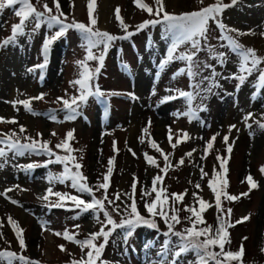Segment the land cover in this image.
I'll return each mask as SVG.
<instances>
[{"label": "rangeland", "instance_id": "1", "mask_svg": "<svg viewBox=\"0 0 264 264\" xmlns=\"http://www.w3.org/2000/svg\"><path fill=\"white\" fill-rule=\"evenodd\" d=\"M32 2L35 3V0ZM59 2L69 22L73 19L85 24L89 22L88 0H59ZM141 2L151 6L153 10L157 7L155 0H141ZM223 2L230 3V0H223ZM47 3L55 11L53 0H47ZM213 3L215 0H202V3L201 0H164L165 11L177 15L198 11ZM117 6H119V14L124 23L129 25V31H135L136 25L151 17L146 12L144 13L134 3V0H94L95 28L112 35H123L119 22L116 20ZM222 20L230 28L245 33L238 36L240 43L246 47L255 48L259 54L264 55V35H262L264 34V0H242V3L237 6L226 9ZM18 22L13 9H5L0 13V41L11 34V26ZM46 33L51 35L46 28H42L31 42L22 38L21 46L0 50V117L6 120L15 118L18 121L17 124L0 122V132L18 131L19 126L24 125L27 135L37 140L49 141V147L53 151L59 155H65L63 150L56 149L55 146L67 138L68 131L73 130V138L70 141L73 149L72 155L82 165L81 171L88 178V182L94 185L98 180L102 181L103 174L107 172L109 159L114 158L109 196L111 197L117 191L130 192L133 174H135L139 181L136 193L138 210L146 217L148 213L140 199V188H150L152 178L160 174L159 168L164 165V159L160 153L149 147L147 136L144 137L143 144L139 141L143 135L142 129L148 126L150 137L165 153H171L169 160L174 165L186 152L197 149L191 158L185 157L184 165L170 168L171 171L164 178L162 186L169 194L183 193L187 190L183 204L176 205L180 209L179 216L182 223L185 221L184 217L190 215L184 211V205L193 206L195 201L192 193L198 192L213 205L203 214L206 225H212L213 228L216 227L218 213L215 208L214 195L208 188L207 181L213 174L214 166L217 173L220 172L219 162L216 159L217 155H220L227 161L226 172L223 176L227 180L228 194L239 195L249 192L245 179L249 174L258 183L257 188L252 189L247 196H241L238 201L229 202L222 197L223 208L232 209L228 219L234 225L228 228L231 243L226 246L233 252L239 250L241 244L244 247L242 260L232 261V264H264V252H261V248L264 247V174L260 171L261 166H264V131L252 121L250 123H253V127L249 130L242 122V117L249 112L254 114V120H261L264 116V99L250 100L254 89V78L238 90L235 88L236 81L219 79L222 85L218 89L219 95L208 96L203 101L207 111L199 112L203 124L200 121L190 123L184 116L177 119L174 113H182L186 110L184 99H177L159 107L157 103L162 97L172 94L165 89L189 90V80L186 75L172 79L173 73L185 66L181 62L172 63L159 78L156 77V65L169 43L161 39V26L157 25L155 28L149 27L141 31L128 41H117L115 46L109 50L104 67L95 83L102 91L116 92L119 95L108 98L107 107L97 103L94 98H90L76 120L64 121L65 114L58 111L63 105L56 98L67 99L76 94L69 82L79 78L80 69L76 61L83 60L86 52L80 46L79 34L70 30L64 38L57 40L52 46L47 66L43 70L44 79L41 80L39 69L35 74L29 73L27 69L43 63L41 46ZM219 34L215 25H210V43L217 44L216 37ZM230 34L237 35L235 32ZM150 36L153 47L149 51L146 45ZM205 57L206 53H200V59L203 60ZM235 59L231 56L226 68L217 67L216 70L223 72L225 76L235 72ZM122 62L130 66V74L122 71ZM209 62L215 63V61ZM89 63L92 67L96 66L95 61ZM207 74L205 72V75ZM153 88H155L154 95L152 94ZM40 93L46 94L44 99L32 101L31 106L36 113H42V115H32L26 112L21 105H16L19 109L17 111L10 103L35 97ZM129 93H133L138 99L132 100L127 95ZM199 103L200 100L197 99L195 104ZM50 109H57V118L62 122H54L48 118ZM149 120H151L150 126L148 125ZM229 125H236L240 131L237 132L234 129L229 134ZM167 126H171L173 143L181 130L188 132L191 139L173 150L167 138ZM249 131L254 135L250 136ZM37 133H42V137L37 136ZM216 133L220 135L217 136L207 159L202 161L200 158L203 155L204 146ZM225 134H229V143L232 145L231 154L227 152V146L223 141ZM114 142L118 152L114 151ZM129 148L136 153L135 156L129 152ZM144 153L154 157L159 167L147 164ZM48 159L49 157L45 155H26L19 157L14 163L43 164ZM200 165H203L204 170L209 174L203 180H201ZM62 171L63 166L56 163L48 165L47 168L38 167L31 174L11 165L0 170V192L14 185H20L26 189V191H20L14 188L8 193L11 199L19 202L18 204H13L10 200L0 196V222L3 224V227H0V233H2L0 249L14 251L18 255L22 254L35 264H71L72 260L81 258L83 253L78 245L66 241L62 235L57 236L55 233H63L67 229L70 233H78L77 239L84 240L90 232L99 231L100 224L93 219L91 213H86L79 219H73L78 210L52 208L48 206L49 202L39 199L49 187L48 173L60 174ZM197 182L201 184L202 190L195 188ZM53 190L82 195L70 187V182L56 183ZM102 194V190L96 193L98 197ZM154 196L153 193L148 199ZM83 198L90 200L86 194H83ZM56 199L54 196L50 197L51 202ZM195 206L198 208V204ZM68 207H71L70 202ZM9 216L18 222V226L23 230L26 244L23 251L8 223ZM113 216L119 221L120 217L115 214ZM244 216H249L250 219L239 224L235 223ZM100 219L103 220L102 214ZM157 223L160 229L165 230L163 222L157 221ZM77 224L80 227L74 228ZM179 229L180 224L177 225V230ZM119 236L120 232L117 230L104 250L102 259L108 264H117V262L118 264H147L143 247L145 243L155 241V246L151 248L148 255L156 259L164 239L162 235L159 237L153 235L145 227H139L127 245H124L123 240L118 238ZM244 237L247 239L242 240ZM99 242L102 240L97 241ZM59 245H64L65 251H61ZM125 247L128 249L126 255L122 254ZM84 252L86 253L87 249ZM192 259L191 255L183 257L181 264H188V261ZM0 264H6V262H0ZM13 264H19V262L14 261Z\"/></svg>", "mask_w": 264, "mask_h": 264}, {"label": "snow or ice", "instance_id": "2", "mask_svg": "<svg viewBox=\"0 0 264 264\" xmlns=\"http://www.w3.org/2000/svg\"><path fill=\"white\" fill-rule=\"evenodd\" d=\"M134 3L142 10L146 11L153 19L144 20L136 25L135 31H129V25L124 23L120 16L119 6L116 8V20L123 31V35H112L106 31H101L95 28L96 19L94 13V0H88V16L89 22L87 24L77 22L74 19L69 22L68 16L62 11L59 0H53L55 11L49 7L47 0H0V13L5 9H13L14 15L18 18L19 22L11 26V34L0 41V50L7 47H17L20 45V40L23 38L27 42H31L35 35L40 32L42 28H46L48 33L44 36L41 55L44 57L43 63L34 65L27 69L29 73L35 74L37 69L40 70V79H44L43 70L48 63L49 52L54 43L66 36L70 30L76 31L81 39V47L85 50L86 55L83 60L76 61L79 66V78L70 81V85L75 89L76 94L65 99L64 97H57L56 100L61 102L63 107L58 111L63 112L64 121L76 120L82 112V109L87 105L90 98H94L97 103L108 105V98L114 95H119L116 92L106 93L102 91L98 84L95 83L97 77L104 67V61L111 48H113L117 41H128L134 35L139 34L141 31L149 27L155 28L157 25L161 26V39L169 43L166 46L165 53L160 57L156 65V77L166 71L167 67L174 62H181L184 67H181L177 72L173 73L172 79L186 75L189 80V90L181 89H165V91L172 94L162 97L157 103V107L177 99H184L186 102V110L184 112H176L174 115L177 119L181 116L187 117L189 122L203 121L200 120L199 112L207 111L203 101L210 95H219L218 89L222 87L219 79L234 80L236 81L235 88L238 90L242 88L247 82L253 80L254 89L250 100L255 101L257 98L264 99V55L258 53L255 48L246 47L239 42L238 36L245 33L240 32L238 29H232L226 25L222 20V15L226 9L235 7L242 3V0H230V3H224L223 0H215V3L202 7L198 11L181 13L179 15L168 13L165 11L164 0H155L156 8H153L141 0H134ZM202 3V0H201ZM18 6V7H17ZM71 6V5H70ZM214 24L216 29L219 30V36L216 37L218 43L212 44L209 40L210 25ZM235 32L237 35L233 36L230 33ZM264 35V34H262ZM153 42L151 36L146 45L147 50H151ZM183 48V50H181ZM95 50V51H94ZM206 53L205 59H200V53ZM234 56L236 71L225 76L223 72H218L217 67L226 68L230 57ZM95 61L96 66L92 67L89 62ZM209 61H215L210 63ZM122 71L130 74V66L127 63H121ZM205 72L208 74L205 75ZM155 94V88L152 90ZM45 93H40L35 97L28 99L11 101L13 107L21 105L24 110L32 115H42L36 113L32 108V101L43 100ZM132 100L138 99L133 93L127 94ZM199 99L200 103L195 104ZM238 102V101H237ZM19 111L18 108H16ZM57 109H50L48 118L54 122L59 121L56 115ZM264 131V116L261 120H254V114L249 112L242 117V122L249 130L252 129L253 123ZM0 122L17 124L15 118L6 120L0 117ZM151 125V120L148 121ZM168 127V141L170 146L175 150L181 143L187 142L191 136L186 131H180L173 143V132L171 126ZM240 131L236 125L228 126V133L233 130ZM27 129L24 125H20L18 131L0 132V170L5 169L7 166L17 168L27 174H31L38 167L47 168L48 165L56 163L63 166V171L60 174L48 173L47 182L49 187L46 189L43 196L39 197L42 201L49 202L50 207L66 210H78L73 219H79L80 216L91 213L93 219L100 224L99 231L90 232L84 240L77 239L78 233L69 232L67 229L63 233H55L69 242L75 243L80 247L83 255L79 260H72L71 264H108L102 259L104 250L110 241V238L119 230V239L123 240L124 245H127L130 238H132L139 227H147L155 230L158 235L164 237L161 246L157 252V258L152 259L148 253L151 248L155 246V241L146 242L144 247L145 260L147 264H181L183 257L191 255L192 260L188 264H232V261H241L244 255V247L241 244L239 250L233 252L226 250L225 246L231 243L230 233L228 228L234 226L230 223L228 217L231 216L232 209L225 210L222 206L223 199L229 202L238 201L241 196H247L252 189L258 187V183L249 174L245 179L249 186V192H244L239 195L228 194L226 191L227 180L223 174L226 172L225 164L226 159L217 155L216 159L219 162L220 172L217 173L216 168H213V174L207 181V186L211 190L215 198V208L218 213L216 217V227L206 225L204 213L213 205L206 201L198 192H193L195 204L193 206L184 205V211L190 215L184 217V220L190 226L183 227L177 230V225L182 223L179 216L180 209L176 207L177 204H183L184 198L187 195V190L183 193H167L166 188L162 186L165 175H167L170 168H175L184 165L185 157L191 158L197 149H192L182 156L179 161L174 165L169 160L171 153H165L157 142L152 139L148 132V126L142 129L143 135L139 138L143 144L144 137H148V145L164 159V166L159 168L160 173L152 178L151 187L140 188V199L144 203V208L148 213L145 217L138 210V202L136 199L137 186L139 184L138 178L133 174L131 184V191H117L109 196L110 189V176L113 172V160L110 158L108 161L107 172L103 174L102 181L98 180L94 185L88 182V178L82 173V165L76 161L72 155L73 149L69 146V141L73 138V130L66 133V139L58 143L55 148L63 150L66 154L59 155L49 147V141L37 140L26 134ZM229 134L223 136L226 150L229 154L232 152V145L229 143ZM42 133H37V136L42 137ZM55 135V133H52ZM220 133L214 134L206 142L201 160L207 159L210 151L214 147V142ZM249 135H254L249 131ZM200 139H203L200 137ZM114 151L118 152L115 148ZM129 152L133 156L136 153L129 148ZM26 155H45L49 159L43 164L41 163H28L18 164L14 163L19 157ZM54 157V159H52ZM144 158L147 164L159 167L154 157L144 153ZM201 180L209 174L204 170L203 165L199 166ZM260 171L264 174V166H261ZM70 182V187L82 195H72L70 193H62L54 191L53 186L56 183L66 184ZM191 183V181H189ZM26 191L20 185H14L0 192V196L10 200L13 204L19 202L11 199L8 193L13 189ZM195 188L202 190L201 184L197 182ZM103 191L101 196H97V192ZM155 194L154 198L148 199ZM83 194L90 197V200H85ZM56 197L54 202L50 201V197ZM130 201V203H129ZM71 207H68V204ZM198 204V208L195 206ZM101 214L103 220L100 219ZM115 216L120 217L117 221ZM159 217L165 224L166 230H161L158 226L156 218ZM250 219L249 216L241 217L235 223L239 224L243 221ZM8 223L12 227L13 232L17 238L20 249L23 251L26 248L25 240L23 238V230L18 226L11 216L8 217ZM200 225H206L201 227ZM0 227H3L0 222ZM80 225H74V228H79ZM2 236V233H0ZM247 237L242 238L246 240ZM97 243V241H101ZM115 243V241H113ZM61 251H65L64 245L58 246ZM219 249L217 251L216 249ZM87 249L85 253L84 250ZM133 251L135 248L133 247ZM128 252L125 247L124 255ZM264 252V247L261 248ZM71 255V254H70ZM18 261L19 264H35L30 258H26L22 254L18 255L14 251L7 249H0V262L6 264H13ZM118 264V262H117Z\"/></svg>", "mask_w": 264, "mask_h": 264}, {"label": "trees", "instance_id": "3", "mask_svg": "<svg viewBox=\"0 0 264 264\" xmlns=\"http://www.w3.org/2000/svg\"><path fill=\"white\" fill-rule=\"evenodd\" d=\"M144 13L146 12V11H144V10H142ZM146 14H148L147 12H146ZM154 17L153 16H151V17H148L147 18V20L148 19H153ZM71 141V140H70ZM69 141V146L71 147V142ZM162 166H164V165H162ZM171 171V169H169V171H168V173ZM168 173H167V175H168ZM160 175H163V173H160ZM167 175H165V177L167 176ZM164 177V178H165ZM129 203H130V201H129ZM148 216V215H147ZM146 216V217H147ZM156 220L157 221H161V222H163L159 217H157L156 218ZM163 224H164V222H163ZM165 225V224H164ZM159 226V225H158ZM187 226H190L188 223H187V221H183V223H181L180 224V229L181 228H183V227H187ZM143 227V226H142ZM148 231H150V232H152V234L153 235H156L157 237H159V236H161V235H158V233L155 231V230H152V229H149V228H147V227H145ZM161 230H163V229H161ZM166 230V229H165ZM225 248L228 250L229 248H227V246H225ZM217 251H219L218 249H216Z\"/></svg>", "mask_w": 264, "mask_h": 264}, {"label": "bare ground", "instance_id": "4", "mask_svg": "<svg viewBox=\"0 0 264 264\" xmlns=\"http://www.w3.org/2000/svg\"><path fill=\"white\" fill-rule=\"evenodd\" d=\"M106 5V4H105Z\"/></svg>", "mask_w": 264, "mask_h": 264}]
</instances>
